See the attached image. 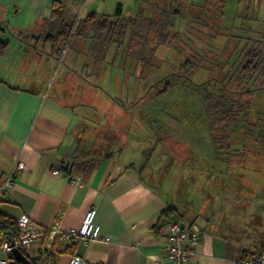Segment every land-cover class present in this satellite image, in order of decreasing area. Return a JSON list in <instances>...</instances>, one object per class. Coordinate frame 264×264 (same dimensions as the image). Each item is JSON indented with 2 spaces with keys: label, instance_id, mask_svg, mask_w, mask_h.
Instances as JSON below:
<instances>
[{
  "label": "crops",
  "instance_id": "0c3cea01",
  "mask_svg": "<svg viewBox=\"0 0 264 264\" xmlns=\"http://www.w3.org/2000/svg\"><path fill=\"white\" fill-rule=\"evenodd\" d=\"M154 1L162 10L170 2ZM83 2L0 0V35L10 42L0 58V188L18 161L26 165L0 198V214L16 221L28 215L45 234L24 255L37 264H68L76 254L89 264H172L164 230L174 220L200 231L190 264H238L264 251L263 196L245 212L249 231L234 233L233 188L217 187L231 176L223 177L215 158L202 157L198 142L171 140L158 153L173 135L155 136L156 129L141 124L148 114L110 101L83 75L90 64L60 62V46L48 40L61 29L55 16L61 12L69 25ZM55 170L61 174L53 176ZM68 175L83 183H69ZM214 194L219 202L209 205ZM92 208L110 241L66 243L62 234L80 227Z\"/></svg>",
  "mask_w": 264,
  "mask_h": 264
},
{
  "label": "rangeland",
  "instance_id": "374dc122",
  "mask_svg": "<svg viewBox=\"0 0 264 264\" xmlns=\"http://www.w3.org/2000/svg\"><path fill=\"white\" fill-rule=\"evenodd\" d=\"M227 2L222 13L220 5L217 7L213 0H170L166 11L161 9L163 4L154 0H84L75 17L69 19L71 28L77 21L85 19L90 10L113 16L121 4L124 12L121 24L126 26L125 33L112 35L108 31L104 34L93 32L85 38L76 34L64 47L60 62L75 60L90 64V68H84L83 75L101 87L109 95L110 101L148 114L141 118V124L156 129L155 136L166 133L173 135L169 139L165 136L160 142L158 153L171 140L174 144L191 145L198 142L204 146L199 149L200 155L207 159L215 158L218 171L224 173L223 177L227 178L226 175L230 173L231 179L227 181L223 178L218 181L220 184L217 183V187L220 188L222 184L223 188L226 185L233 188V232L246 234L249 231L246 224L249 222L245 212L260 202L257 200L259 197H264V160L253 140H248L250 142L246 145L245 161L233 165L232 157L229 165V161L222 160L228 155L222 154L226 150L221 146H215L214 131L207 123L203 107V85H200L215 76L216 66L223 67L227 63L226 55L229 59L232 56L230 63L236 61L238 52L233 44L242 43L237 49L242 51L247 43L264 34V0ZM176 11L180 14H175ZM135 19L143 22L149 20L147 23L150 25L137 29L132 22ZM156 26H159V30ZM165 32L170 36L179 35L180 42L172 40L173 43H163L158 40L157 33ZM135 33L142 36L146 43L139 37L135 38ZM133 42L142 43L144 51L132 47ZM194 49L202 50L203 56L211 60L195 62L194 75L188 77L187 74L191 73L184 69L189 57L186 50ZM76 70L82 72L83 68L79 64ZM181 73L188 78L184 75L181 77ZM169 86V91L164 92ZM111 105L114 103L111 102ZM252 110V119L256 118L257 113H264V90L255 93ZM126 122L127 125L131 123ZM243 133L241 131L235 136L245 139ZM240 141L242 143L244 140ZM207 182L212 185L210 180ZM214 195L209 197V205L219 202L218 196Z\"/></svg>",
  "mask_w": 264,
  "mask_h": 264
},
{
  "label": "trees",
  "instance_id": "16d2710c",
  "mask_svg": "<svg viewBox=\"0 0 264 264\" xmlns=\"http://www.w3.org/2000/svg\"><path fill=\"white\" fill-rule=\"evenodd\" d=\"M213 1L217 7L220 5L221 12L224 13L226 0ZM58 10L60 9L55 10V14L59 12ZM60 13L57 18L55 16L54 23L61 22V29L55 36L48 37V40H51L54 44H58L61 52H63L64 47L68 44L70 38L76 34L85 38L91 36L93 32L104 34L105 31H108L110 34L115 35L116 33L124 34L126 30V26L121 24L124 14L123 6L121 4L118 6L116 15L108 16L92 13L85 19L77 21L73 28H71L70 25L65 24V21H63V14ZM175 14L180 13L179 11H176ZM132 22L135 23L137 29L148 28L150 25L147 23L149 20L143 22L141 19H135L132 20ZM160 27L162 29V26ZM155 28L159 30V26H156ZM157 34L158 40L161 42L163 41V43H173L174 40H177V43L180 42L179 35L170 36L167 32ZM138 37L143 39L142 36L135 33V38ZM142 42L146 43L144 39ZM136 43L137 42H133L132 47L137 49L142 48L144 51L143 44ZM241 44L240 42L235 45L233 44L236 52H238L236 61L230 63L232 56L229 59V56L226 55L225 60H227V63L223 65V67L220 65L216 66L215 76L200 85H203L201 93L203 94L202 100L207 123L210 129L214 131L213 141L215 146H221L226 150L222 151V154L228 155V158L224 159L220 156L219 158L229 161V165L231 164L232 157L233 165L237 162L246 160L245 148L250 142L248 140H253L252 142L258 146L261 151V157L264 160V113H257L255 119L251 118V115L253 114L252 108L255 93L264 90V34L257 37V39L251 40L247 43L244 50L239 51L237 49L241 47ZM9 47L10 42L4 40L0 35V58L6 55ZM186 51L189 54V57L184 69L187 73H191L187 74L188 77L194 75L193 71L195 69V62H201L202 59L211 60L208 56H203L202 50L194 49ZM183 75V73L180 74L181 77H187V75ZM170 88L171 86L165 89L164 92L169 91ZM241 131H244L243 136H245V139L243 137H241L243 138L241 139L235 136V134L239 135ZM240 140L244 141L239 143L241 142ZM172 212H174V210L171 209L163 213L157 227L162 228V226H160L162 223L161 221L169 219L172 216ZM18 233V222L0 214V244L3 242L6 235L14 234L17 236ZM21 252L25 254L24 250ZM29 260L32 263H25L13 257L11 264H37L36 260L30 258Z\"/></svg>",
  "mask_w": 264,
  "mask_h": 264
},
{
  "label": "built area",
  "instance_id": "2783aa9c",
  "mask_svg": "<svg viewBox=\"0 0 264 264\" xmlns=\"http://www.w3.org/2000/svg\"><path fill=\"white\" fill-rule=\"evenodd\" d=\"M26 168L24 161H18L16 168L5 185L0 188V198L5 190L10 189L17 178L19 171ZM53 176H59L60 170L53 171ZM69 183L81 185V177L68 175ZM19 233L17 236L8 234L0 244V264H11L16 251H22L35 244L39 239L45 236L44 232L34 225L28 215H22L18 219ZM58 233V224L51 232V237L55 238ZM167 239V260L172 264H190L192 258L196 255L197 247L200 241V231L198 229H188L184 221L174 220L170 222L164 230ZM63 240L69 245L76 244L90 245L99 240L110 241L103 235V229L97 223V209H90L80 227H75L62 234ZM68 264H89L80 255H74L70 258ZM238 264H264V251L244 255L239 258Z\"/></svg>",
  "mask_w": 264,
  "mask_h": 264
},
{
  "label": "water",
  "instance_id": "95a60500",
  "mask_svg": "<svg viewBox=\"0 0 264 264\" xmlns=\"http://www.w3.org/2000/svg\"><path fill=\"white\" fill-rule=\"evenodd\" d=\"M14 257L19 260V261H22V262H25V263H32L28 257H26L21 251H16L15 254H14Z\"/></svg>",
  "mask_w": 264,
  "mask_h": 264
}]
</instances>
